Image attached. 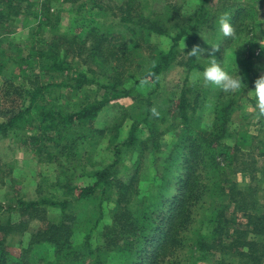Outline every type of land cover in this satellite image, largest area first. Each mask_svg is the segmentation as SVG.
Masks as SVG:
<instances>
[{
  "label": "trees",
  "instance_id": "1",
  "mask_svg": "<svg viewBox=\"0 0 264 264\" xmlns=\"http://www.w3.org/2000/svg\"><path fill=\"white\" fill-rule=\"evenodd\" d=\"M14 1L1 0L0 34ZM91 1L89 19L80 22L74 15L75 26L65 29L58 27L61 11L50 9L52 0L28 2L35 6L27 10L35 19L37 38L26 53L7 55L16 71L2 77L0 132L25 131L21 135L23 145L38 156L46 153L47 161L75 154L74 144L83 138L92 140L100 131L94 125L96 115L108 104L131 95L135 86L125 87L119 79L128 52L149 49V66L134 83L146 80L155 91L162 73L173 65L203 69L198 58L181 54V50L187 53L197 44L200 29L219 30V18L227 15L236 32L235 40H239L242 33L254 30L257 19L255 0H198L190 25L172 35L170 47L163 50L148 41L151 33H166V27L143 17L133 7L134 0H123L116 7L120 21L133 25L130 40H124L110 26L105 28L99 20L105 6L99 0ZM86 4H79L76 11ZM41 29L48 31L49 37H40ZM183 38L186 47L178 49ZM233 40L220 33L216 42L229 45ZM91 62L103 66V70L98 74ZM104 66H109L113 75ZM216 93L213 121L205 129L190 123L191 100L181 89L175 112L182 131L167 156L158 193L150 202L146 197L138 198L134 189L138 162L128 181L114 182L110 177V169L119 162L120 149L115 146L113 161L89 173L94 179L91 183L73 184L74 170L64 168L56 174L58 180L64 176L65 182L58 186L64 189L61 198L56 193L32 199L16 196L14 204L6 209L0 205V264H167L183 256L185 248L193 261L264 264V171L261 198L256 190L247 193L230 177L228 165L239 158L238 152H243L240 145L248 144L249 137L241 131L234 144L224 141L234 135L230 130L233 105L232 99H225L228 95ZM151 96H147L148 105L139 120L149 137L140 138L138 123L133 122L122 142L130 149L139 145L157 148V115ZM104 202L114 205L110 222L101 224ZM49 207L59 208V215L50 216ZM12 210L18 212V220L6 213ZM238 217L244 219L243 227L237 225ZM31 220L39 223L27 242L23 243L21 237L14 242L15 236L28 230ZM77 231L82 236L75 243L72 237ZM12 245L19 248L18 255L9 250Z\"/></svg>",
  "mask_w": 264,
  "mask_h": 264
},
{
  "label": "rangeland",
  "instance_id": "2",
  "mask_svg": "<svg viewBox=\"0 0 264 264\" xmlns=\"http://www.w3.org/2000/svg\"><path fill=\"white\" fill-rule=\"evenodd\" d=\"M33 1L29 0L28 2ZM28 2L15 0L13 2L14 8H11L9 12L7 11L9 18L4 21L5 29L0 34V86L4 75L10 76L11 72L16 71L13 64L8 61L7 55L14 56L16 52L26 53L27 48H30L33 40L37 38L35 19L28 14V10H34L33 7L35 6H30ZM83 2H87L86 6L77 12L76 7ZM92 2L91 0H52L50 9L61 11L58 27L65 29L75 26L76 23L72 20L74 15L78 17V21L84 20L86 22L89 19L87 9ZM123 2V0H99V3L105 6L99 20L104 22L105 28L110 26L114 31L119 32L124 40H130L133 35L131 31L133 25L122 23L120 12L116 8ZM133 3V7L135 6L138 12H142L143 17L158 20L166 27V33H151L148 41V44L150 42L163 50L170 47L172 35L179 29L190 25L198 7V0H134ZM255 4L257 19L254 30L242 33L239 40L234 39L229 45L216 42L220 37L219 30H207L204 27L199 30L197 40V44L204 48L218 45L219 50L214 55L226 69L234 68L235 60L237 74L242 76V82L247 85L243 92L229 94L214 86L205 85L203 81L193 83L190 78L191 74L199 71V69L188 70L184 65H173L168 71L162 73L159 79V88L153 91V85L146 80L134 83L140 79L144 69L149 66V49L146 47L144 52H128V60L121 72L119 71V79L122 80L125 87L134 85V90L130 96L108 104L96 115L94 125L100 131L95 134L92 140L83 138L74 144L75 154L63 155L59 161L55 159L47 161L46 153L38 156L23 145L21 135L25 131L0 132V205L6 209L14 204L16 196L32 199L38 195L56 193L61 198L64 189L58 186L65 182L64 176L58 180L56 174L64 168L74 170L73 184L91 183L94 179L89 173H93L113 161L115 146L120 149L119 162L110 169V173L112 172L110 177L114 178V182L116 180L128 181L135 168L134 164L138 162L139 170L133 184L134 189L138 191V198L146 197L145 201L150 202L158 193L162 176L165 174V167L168 165L167 156L177 142V134L182 131L183 126H181L180 118L175 112V105L178 102L181 89L187 93L191 100L188 111L190 123L205 129L209 128L213 121L216 92L220 91L221 95L222 93L228 95L225 97L227 101L232 99L230 101L233 105L230 130L234 132V135L225 138L224 141L228 144H234L241 131H245L249 137V143L240 145L243 152H238L239 158L235 157V161L229 163L227 171L230 177L235 179L247 193H253L256 190V196L261 198L263 193L262 172L264 171V119H258L253 115L255 111L254 101L249 90L254 87L253 81L264 72V0H255ZM29 6L30 8L27 10ZM0 8H2L1 0ZM15 10L18 11L17 14L13 12ZM176 13L178 14L177 17ZM50 20L52 23L55 22V17L50 18ZM47 29L49 30V28ZM49 34L44 29L39 32L40 37H49ZM237 45L239 46L233 50ZM185 47L186 43L183 38L179 41L178 49H185ZM181 54L183 57L188 56L182 50ZM72 59L74 64L80 68V65L76 63L77 59L75 57ZM208 59L207 54L198 58L203 67ZM91 66L92 70L97 71L98 74L103 70V66L94 62H91ZM105 69L108 70L107 73L113 75L109 66ZM99 79L102 78L99 77ZM150 94L156 110L154 115H157L155 119L157 148H152L151 145L144 148V146L140 147L139 145L130 149L122 142L133 122L138 123V136L140 138L149 137L148 130L143 122L139 123V120H141L140 116L143 117L145 113L148 105L147 96ZM2 119L3 117L0 115V122ZM142 149L143 151L140 153ZM44 151L46 152V150ZM247 198H251L250 194H247ZM113 205V202H104V217L101 224L110 222V210ZM47 211L51 213L49 215L52 217L59 215V208L49 207ZM6 213L11 214L14 221L20 218L16 210ZM236 222L238 226L243 227L244 219L242 217H238ZM38 223L36 220H31L24 235L15 236L13 241L16 242L21 237L23 243H26L29 233L36 228ZM81 236V232L77 231L72 239L77 243ZM9 250L14 255L19 254V248L15 245L10 246ZM184 252L183 256L181 255L167 264H212L206 259L193 261L189 257V249L187 250V248L184 249Z\"/></svg>",
  "mask_w": 264,
  "mask_h": 264
},
{
  "label": "clouds",
  "instance_id": "3",
  "mask_svg": "<svg viewBox=\"0 0 264 264\" xmlns=\"http://www.w3.org/2000/svg\"><path fill=\"white\" fill-rule=\"evenodd\" d=\"M218 26L223 37L235 39L236 32L227 15H222L219 18ZM239 45L235 46L233 50ZM218 50V45H211L210 48H204L198 44L192 46L187 52L189 57L202 58L204 54H207L209 59L202 70L191 74V81L193 83L203 81L205 85L214 86L224 93L239 94L243 92L247 85L242 82V76L237 74L235 60L234 68L226 69L215 58L214 53ZM253 84L254 87L249 90L254 101L255 111L253 115L258 119H264V72L253 81Z\"/></svg>",
  "mask_w": 264,
  "mask_h": 264
}]
</instances>
